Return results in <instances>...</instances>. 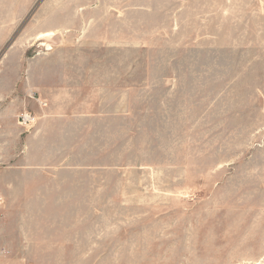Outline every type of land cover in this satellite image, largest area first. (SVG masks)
Listing matches in <instances>:
<instances>
[{
  "label": "rangeland",
  "instance_id": "rangeland-1",
  "mask_svg": "<svg viewBox=\"0 0 264 264\" xmlns=\"http://www.w3.org/2000/svg\"><path fill=\"white\" fill-rule=\"evenodd\" d=\"M0 264H264V0H0Z\"/></svg>",
  "mask_w": 264,
  "mask_h": 264
}]
</instances>
